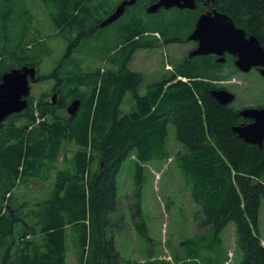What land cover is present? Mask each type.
I'll use <instances>...</instances> for the list:
<instances>
[{"label": "trees", "instance_id": "16d2710c", "mask_svg": "<svg viewBox=\"0 0 264 264\" xmlns=\"http://www.w3.org/2000/svg\"><path fill=\"white\" fill-rule=\"evenodd\" d=\"M40 1L67 45L44 75L54 55L50 37L24 0H0V83L24 66L38 70V82H53L50 93L38 100L30 95L28 108L0 127V264H68L69 246L78 264H123L113 232L121 224L112 220L118 175L135 156L140 210L143 165L170 159L171 125L184 148L174 160L202 209L196 219L204 229L180 244L172 263L227 264L222 234L234 223L241 264H264V149L233 133L244 120L212 95L237 75L223 76L225 66L211 57L185 58L170 75L144 84V75L131 69L135 55L178 43L193 27L184 31L166 22L167 28L153 29L138 4L129 7L138 10L113 45L97 39L99 25L123 0ZM212 7L264 46V0H215ZM128 93L134 108L125 112ZM75 100L81 101L77 115H62ZM137 227L147 234L144 220ZM136 264L170 263L151 255Z\"/></svg>", "mask_w": 264, "mask_h": 264}, {"label": "rangeland", "instance_id": "374dc122", "mask_svg": "<svg viewBox=\"0 0 264 264\" xmlns=\"http://www.w3.org/2000/svg\"><path fill=\"white\" fill-rule=\"evenodd\" d=\"M24 1L34 17L37 18V25L44 36L50 37L54 55L47 60L41 70L42 75L50 74L63 56L67 45L54 31L42 2L40 0ZM136 11H128L127 15L116 23L99 29L97 39L99 41L107 40L113 45L121 41L125 37L121 33L126 34L128 22L132 18V13L134 14ZM150 21L153 22L151 28H161L156 26L158 20L150 19ZM92 44L93 42L89 45L92 46ZM191 48L190 44L171 47L160 45L152 50L139 51L131 63V69L144 75V84L152 83L164 75H170L187 56V52ZM52 84L53 82L33 84L31 96L38 100L42 95L51 92ZM220 85L236 94L237 99L232 104L236 110L264 105V78L257 72L237 75ZM47 100L50 102L51 97ZM133 108L134 102L131 94L128 93L123 109L125 112H130ZM61 114L68 115L66 111ZM167 146L170 159L143 165L144 182L140 210L137 209V200L134 196L138 186L135 156H130L124 162L118 175V211L112 216V220L121 224L122 230H113V232H116L115 245L122 256L123 264L145 263L151 260V255L154 260H163L173 264L172 256L174 252L181 249L180 244L204 232L196 219V213L201 215L202 209L193 202L190 189L174 160L179 152L184 151V148L177 140L172 125L169 127ZM141 220L146 222L147 234H143L137 227ZM259 224L264 244V204L260 209ZM222 239L229 253L230 260L227 264H241L243 252L237 246L234 223L224 230ZM69 249L68 264H78L71 246Z\"/></svg>", "mask_w": 264, "mask_h": 264}, {"label": "water", "instance_id": "95a60500", "mask_svg": "<svg viewBox=\"0 0 264 264\" xmlns=\"http://www.w3.org/2000/svg\"><path fill=\"white\" fill-rule=\"evenodd\" d=\"M138 0H124L114 12L104 19L99 25L104 29L120 20L129 7L134 6ZM196 0H161L158 4L148 9L149 14L156 13L160 8L173 7L194 9ZM214 2L215 0H208ZM189 41L197 42L189 57L216 55L223 57L230 54L237 58V68L250 73L258 69L264 78V46L255 36H247L245 30L238 28L233 19L225 13L215 11L214 14L203 15L194 31L188 37ZM37 69L24 66L14 68L5 73L0 83V127L14 114L23 112L28 108V98L31 95L32 85L38 82ZM213 97L222 106H230L236 100V95L226 89L212 91ZM58 94L52 96V103L58 102ZM81 101H73L67 108L70 117H75L80 110ZM244 120L253 123L238 125L232 131L246 144L264 149V108H245L240 112Z\"/></svg>", "mask_w": 264, "mask_h": 264}, {"label": "flooded vegetation", "instance_id": "af4514ba", "mask_svg": "<svg viewBox=\"0 0 264 264\" xmlns=\"http://www.w3.org/2000/svg\"><path fill=\"white\" fill-rule=\"evenodd\" d=\"M123 1L118 3L117 6L119 4H121ZM160 1L161 0H138L137 3L134 6H137L138 4H140L144 8V14L145 15L143 16V19H142L143 21H145V19H147L146 15H148V16H151V19H154V21L158 20V22H157L158 24L156 26H159V27H162V28H167V25L165 23L168 22L170 24V26H174L176 28H180L181 30H184V29L187 30V29L193 27L192 32L196 28V25H197L199 19L203 15L214 14L215 11L219 12L218 10H216V9H214L212 7L215 1L214 2H210L208 0H196L195 1L196 7L194 9L179 8V7H173V8H170V9H166L165 7H162L156 13L149 14L148 13V9L151 6H154V5L158 4ZM128 9L126 10L124 16L127 15ZM220 13H223V12H220ZM188 37L186 39H184V40H181L178 43L172 44L171 46L189 45V44L192 45V48L187 52V56L185 57V58L192 59V58L189 57V55L194 49H196L198 47V43L197 42H193V41H189ZM171 46H166V47H171ZM200 57H211V58H213L215 60L216 63H218L220 65H224L225 66V72H223V74H222L223 76L227 75L228 72H229V74H232L231 72H234L233 73L234 75L246 74V73L240 71L237 68V66H236L237 58L235 56L230 55V54H225L223 57H218L216 55L200 56ZM193 58H196V57H193ZM184 59H183V61H185ZM252 72H257V73L260 74L259 70L256 69V68L253 69L250 73H247V74H251ZM223 89L228 90L224 86H223ZM236 99H237V96H236ZM254 108H264V105L263 106L259 105V106H256ZM238 111H239V115H240V112L242 110H238ZM251 123H253L252 120H244V122H242L240 125H242V124L248 125V124H251Z\"/></svg>", "mask_w": 264, "mask_h": 264}, {"label": "built area", "instance_id": "2783aa9c", "mask_svg": "<svg viewBox=\"0 0 264 264\" xmlns=\"http://www.w3.org/2000/svg\"><path fill=\"white\" fill-rule=\"evenodd\" d=\"M180 80H183V81H185V82H187V80L186 79H183V78H179Z\"/></svg>", "mask_w": 264, "mask_h": 264}]
</instances>
